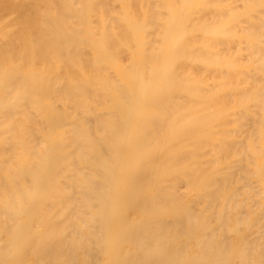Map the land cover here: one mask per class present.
I'll list each match as a JSON object with an SVG mask.
<instances>
[{
	"label": "bare ground",
	"instance_id": "obj_1",
	"mask_svg": "<svg viewBox=\"0 0 264 264\" xmlns=\"http://www.w3.org/2000/svg\"><path fill=\"white\" fill-rule=\"evenodd\" d=\"M0 264H264V0H0Z\"/></svg>",
	"mask_w": 264,
	"mask_h": 264
}]
</instances>
